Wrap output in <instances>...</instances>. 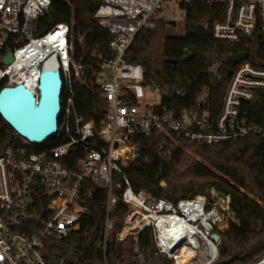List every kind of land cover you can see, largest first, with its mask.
Masks as SVG:
<instances>
[{
    "label": "built area",
    "instance_id": "2783aa9c",
    "mask_svg": "<svg viewBox=\"0 0 264 264\" xmlns=\"http://www.w3.org/2000/svg\"><path fill=\"white\" fill-rule=\"evenodd\" d=\"M192 1L104 0L95 18L114 36L110 44L114 56L92 54L94 68L74 61L68 24L58 23L39 33V21L53 0H0L1 64L9 51L14 56L12 64L0 66V85H25L39 97L41 73L53 57L65 85L56 137L59 145L48 142L33 146L22 140L21 145L7 147L0 139V264H66L63 258L47 259L46 241L64 240L80 230L96 188L108 194L106 225L99 245L105 252L118 224L114 212L122 202L129 212L116 232L117 241L133 236L136 254L141 253L139 233L151 227L155 251L174 264H180V245L193 248L196 257L214 250L211 262L218 259L220 241L214 242L212 234L215 229L222 231L223 217L232 213L230 195L211 190L210 196L198 194L173 202L144 189L135 191L128 174L140 156L142 136H160L159 155L169 156L180 139L215 145L264 136L263 128L251 121L247 110L256 94L264 91V67L252 65L249 59L236 65L218 111L207 90L193 106L178 109L174 97L186 98V91L161 89L146 80L144 66L127 61L137 36L157 28L169 3L182 6ZM213 1L225 7L223 21L212 28L216 40L232 44L256 36L264 40V0ZM203 27L207 29L209 24L205 22ZM49 45L58 51L49 54ZM87 67L92 71L89 81L84 72ZM210 71L222 78L218 67ZM79 82L100 88L106 110L99 125L77 110ZM165 98L170 106L164 104ZM208 223L213 229L207 228ZM254 264H264V255Z\"/></svg>",
    "mask_w": 264,
    "mask_h": 264
},
{
    "label": "trees",
    "instance_id": "16d2710c",
    "mask_svg": "<svg viewBox=\"0 0 264 264\" xmlns=\"http://www.w3.org/2000/svg\"><path fill=\"white\" fill-rule=\"evenodd\" d=\"M104 0H53L51 9L39 21V33L44 34L58 23L71 27L74 61L86 66L92 54L113 57L110 44L114 36L96 19L95 14ZM185 12L186 35L168 36L166 18L160 19L155 30H143L133 42L126 59L145 67L146 80L163 90L187 92L186 98L174 97L178 109L193 106L207 90L213 108L220 110L228 90V71L235 68L233 55L248 52L249 62L264 67V40L254 37L242 44L221 42L213 36V25L223 21L225 7L213 0H193L182 5ZM209 27L205 29L203 24ZM194 54L190 60H185ZM0 66H2L0 62ZM218 67L222 76L211 74ZM95 68V66H94ZM4 85H0V92ZM76 107L87 120L101 123L106 104L98 86L76 85ZM170 100L164 99V104ZM251 121L264 130V91L256 94L248 106ZM0 139L3 145H21L22 139L0 117ZM160 136H142L140 156L128 168L135 191L147 190L153 195L178 202L198 194L210 196L215 190L231 198L235 220L228 229L214 232L220 235L219 257L213 264H254L264 255V136L251 135L236 141L215 145L191 143L180 139L173 146L172 155H159ZM53 146L60 139L50 141ZM38 149V147L36 148ZM165 182L167 187H163ZM107 191L96 188L89 201V211L81 228L64 240L49 239L45 252L49 261L63 258L66 264H138L134 261L136 241L129 236L119 243L116 232L122 229L129 208L122 202L114 212L115 233L109 238L106 252L99 247L107 219ZM139 250L143 254L155 252L151 227L138 235ZM197 253L188 246L180 250V264L194 260Z\"/></svg>",
    "mask_w": 264,
    "mask_h": 264
},
{
    "label": "water",
    "instance_id": "95a60500",
    "mask_svg": "<svg viewBox=\"0 0 264 264\" xmlns=\"http://www.w3.org/2000/svg\"><path fill=\"white\" fill-rule=\"evenodd\" d=\"M170 25L176 26L177 21H170ZM250 56L248 52L233 55V66L248 60ZM193 57L194 54H191L185 60ZM13 61V53L9 51L2 60V65H10ZM84 72L89 81L91 68H85ZM232 73L230 69L228 77H231ZM39 83V97L25 85L6 87L0 92V117L18 137L33 146H42L59 136L63 116L65 85L61 69L45 68L41 73ZM162 186L167 187V184L163 182ZM207 226L209 230L213 229L211 223ZM212 240L218 243L220 235L213 233Z\"/></svg>",
    "mask_w": 264,
    "mask_h": 264
},
{
    "label": "rangeland",
    "instance_id": "374dc122",
    "mask_svg": "<svg viewBox=\"0 0 264 264\" xmlns=\"http://www.w3.org/2000/svg\"><path fill=\"white\" fill-rule=\"evenodd\" d=\"M163 17L169 22L172 20L177 21L176 26L170 24L167 26L166 33L168 36L184 37L186 35L185 12L182 10L181 6L169 3L163 13ZM235 218L233 212L225 215V217H223V222L220 225L221 230L225 231L228 229L230 221L235 220ZM134 258V261L138 264H174L172 259L160 255L157 251L149 252L148 254L138 253ZM208 261H210L209 252L205 255L198 254L190 264H206Z\"/></svg>",
    "mask_w": 264,
    "mask_h": 264
},
{
    "label": "bare ground",
    "instance_id": "6f19581e",
    "mask_svg": "<svg viewBox=\"0 0 264 264\" xmlns=\"http://www.w3.org/2000/svg\"><path fill=\"white\" fill-rule=\"evenodd\" d=\"M48 51L47 52H49V54L50 53H56L57 51H58V49H56L54 46H52V45H49V47H48V49H47ZM64 51V50H63ZM49 59H50V57H49ZM57 66V60H56V57H53L52 59H50L47 63H46V68H54V67H56ZM171 225H173V223H171ZM186 245H180V250L183 248V247H185ZM180 250H179V252L177 253L178 255H177V258L179 259V254H180ZM216 254V251H214V250H212V252H211V254H210V261H208V262H206V264H209L212 260H213V258H214V255Z\"/></svg>",
    "mask_w": 264,
    "mask_h": 264
}]
</instances>
